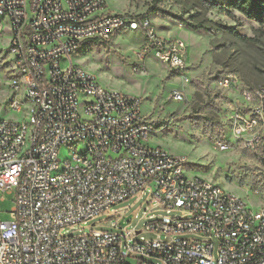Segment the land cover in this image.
<instances>
[{
    "label": "built area",
    "instance_id": "built-area-1",
    "mask_svg": "<svg viewBox=\"0 0 264 264\" xmlns=\"http://www.w3.org/2000/svg\"><path fill=\"white\" fill-rule=\"evenodd\" d=\"M127 32L142 34L140 76L150 56L171 72L187 70L180 39L160 38L146 17L109 12L105 0H0V37H9L13 61L9 106L22 115L0 120V193L14 203L0 221V264H264L260 194L238 197L189 177L184 158L150 144L155 131L139 99L103 88L73 63ZM218 86L230 97V139L214 149L248 151L264 181V88L244 87L232 74ZM171 98L185 102L181 89ZM146 190L158 208L185 213L145 226L156 240L63 233Z\"/></svg>",
    "mask_w": 264,
    "mask_h": 264
},
{
    "label": "rangeland",
    "instance_id": "rangeland-1",
    "mask_svg": "<svg viewBox=\"0 0 264 264\" xmlns=\"http://www.w3.org/2000/svg\"><path fill=\"white\" fill-rule=\"evenodd\" d=\"M105 2L111 13L148 18L157 36L161 30H168L172 33L169 38L180 39L185 45L187 70L171 72L150 56L145 60L148 75L140 76L135 54L143 43L141 32L122 33L102 47L93 46L85 54L74 56L73 63L94 76L103 88L139 99L142 115L155 131L150 144L184 158L189 177L211 182L238 197L258 192L264 200V181L256 158L241 147L227 152L214 149L221 139H230L224 122L230 97L218 86V81L232 74L244 87L264 88V25L227 7L225 0ZM12 78L9 37L4 35L0 37V120L22 117L10 110ZM176 89L183 91L184 103L172 100L171 92ZM67 155V150L62 149L60 158ZM0 199V221L6 222L14 205L13 196L0 193ZM181 217L185 213L180 210L167 213L158 208L146 190L113 206L108 214L68 227L63 233L82 236L91 231H111L120 235L128 233L131 241L149 242L157 236L145 231V226ZM112 223L117 229L111 228ZM212 243L215 255L217 241L212 239Z\"/></svg>",
    "mask_w": 264,
    "mask_h": 264
},
{
    "label": "trees",
    "instance_id": "trees-1",
    "mask_svg": "<svg viewBox=\"0 0 264 264\" xmlns=\"http://www.w3.org/2000/svg\"><path fill=\"white\" fill-rule=\"evenodd\" d=\"M227 7L234 9L245 16L264 25V0H225ZM192 29L195 27L188 26ZM84 52L83 54H85Z\"/></svg>",
    "mask_w": 264,
    "mask_h": 264
},
{
    "label": "crops",
    "instance_id": "crops-1",
    "mask_svg": "<svg viewBox=\"0 0 264 264\" xmlns=\"http://www.w3.org/2000/svg\"><path fill=\"white\" fill-rule=\"evenodd\" d=\"M163 27L164 26H162V27H160V28H162L163 29ZM172 35V33L170 32V31H168V30H161L160 32H159V36L161 37V38H163V39H167V38H169L170 36Z\"/></svg>",
    "mask_w": 264,
    "mask_h": 264
},
{
    "label": "water",
    "instance_id": "water-1",
    "mask_svg": "<svg viewBox=\"0 0 264 264\" xmlns=\"http://www.w3.org/2000/svg\"><path fill=\"white\" fill-rule=\"evenodd\" d=\"M136 235H138L139 234V232H137V233H135Z\"/></svg>",
    "mask_w": 264,
    "mask_h": 264
}]
</instances>
